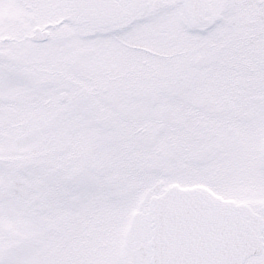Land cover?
<instances>
[{"label": "snow or ice", "instance_id": "snow-or-ice-1", "mask_svg": "<svg viewBox=\"0 0 264 264\" xmlns=\"http://www.w3.org/2000/svg\"><path fill=\"white\" fill-rule=\"evenodd\" d=\"M0 264H264V0H0Z\"/></svg>", "mask_w": 264, "mask_h": 264}]
</instances>
